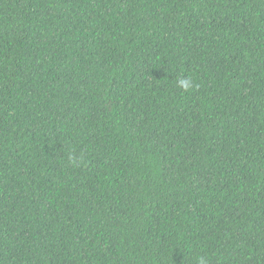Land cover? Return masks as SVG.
<instances>
[{"label": "trees", "instance_id": "16d2710c", "mask_svg": "<svg viewBox=\"0 0 264 264\" xmlns=\"http://www.w3.org/2000/svg\"><path fill=\"white\" fill-rule=\"evenodd\" d=\"M199 257L264 264V0H0V264Z\"/></svg>", "mask_w": 264, "mask_h": 264}, {"label": "clouds", "instance_id": "9594fccd", "mask_svg": "<svg viewBox=\"0 0 264 264\" xmlns=\"http://www.w3.org/2000/svg\"><path fill=\"white\" fill-rule=\"evenodd\" d=\"M177 85L183 91L187 92L193 87V81L190 78H181L177 81ZM197 264H207V260L204 257H199L197 259Z\"/></svg>", "mask_w": 264, "mask_h": 264}]
</instances>
